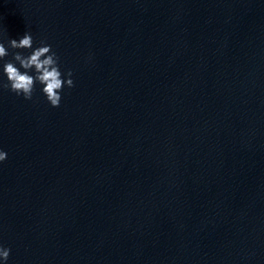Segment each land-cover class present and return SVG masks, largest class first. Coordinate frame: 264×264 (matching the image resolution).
I'll list each match as a JSON object with an SVG mask.
<instances>
[{"label":"water","instance_id":"95a60500","mask_svg":"<svg viewBox=\"0 0 264 264\" xmlns=\"http://www.w3.org/2000/svg\"><path fill=\"white\" fill-rule=\"evenodd\" d=\"M25 32L74 86L0 88V264H264V0H0L4 83Z\"/></svg>","mask_w":264,"mask_h":264},{"label":"clouds","instance_id":"9594fccd","mask_svg":"<svg viewBox=\"0 0 264 264\" xmlns=\"http://www.w3.org/2000/svg\"><path fill=\"white\" fill-rule=\"evenodd\" d=\"M11 49H32L31 53L25 56L17 51L12 54V61H6L2 71L6 75L7 83L0 81V88L9 89L17 95H23L25 99H32L34 86L37 82L41 84L42 92L47 101L53 107H58L61 101V91L65 84L71 88L74 81L71 79V71L67 72V79L62 78L58 57L51 50V45L41 41V46L33 48V38L29 32H25L20 39H11L8 43ZM9 55L3 42H0V60ZM15 62V63H14ZM16 63L20 67L16 66ZM23 69L24 71H21ZM34 69L35 74H29ZM7 154L0 150V162L6 159ZM10 249L0 246V259L7 261Z\"/></svg>","mask_w":264,"mask_h":264}]
</instances>
